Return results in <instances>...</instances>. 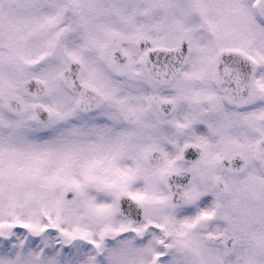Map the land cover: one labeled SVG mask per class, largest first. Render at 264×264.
Wrapping results in <instances>:
<instances>
[{"label":"snow or ice","instance_id":"6c2138e0","mask_svg":"<svg viewBox=\"0 0 264 264\" xmlns=\"http://www.w3.org/2000/svg\"><path fill=\"white\" fill-rule=\"evenodd\" d=\"M0 264H264V0H0Z\"/></svg>","mask_w":264,"mask_h":264}]
</instances>
